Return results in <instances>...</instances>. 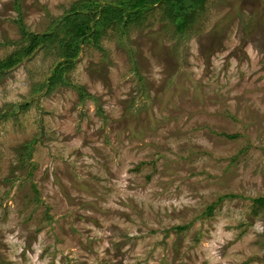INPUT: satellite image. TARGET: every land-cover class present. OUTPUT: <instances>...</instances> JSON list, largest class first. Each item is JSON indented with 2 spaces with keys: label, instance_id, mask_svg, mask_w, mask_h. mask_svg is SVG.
<instances>
[{
  "label": "rangeland",
  "instance_id": "374dc122",
  "mask_svg": "<svg viewBox=\"0 0 264 264\" xmlns=\"http://www.w3.org/2000/svg\"><path fill=\"white\" fill-rule=\"evenodd\" d=\"M123 1L0 0V264H264V0L57 24Z\"/></svg>",
  "mask_w": 264,
  "mask_h": 264
},
{
  "label": "trees",
  "instance_id": "16d2710c",
  "mask_svg": "<svg viewBox=\"0 0 264 264\" xmlns=\"http://www.w3.org/2000/svg\"><path fill=\"white\" fill-rule=\"evenodd\" d=\"M204 0H125L123 2H117L116 4H105L104 6H99V4H94L90 2H85L86 9H95L97 15L95 16L94 12L88 14L89 18H81V21H77L81 15L79 13L72 12L70 16H66L63 20L57 21L58 25L62 26L66 32H70L71 36L78 35L81 38V42L88 43L87 41H94L97 44V40L100 37L99 33L102 32V29L108 28V26L116 23L120 26L122 23L125 27L128 21H133L139 19L143 13V9H149L157 3H161V9L163 10L164 15L171 17V19H178L183 23L188 16L194 14V11L197 6L201 5ZM101 8L98 9L97 8ZM174 20V19H173ZM182 26H180L181 28ZM74 34H73V32ZM91 31H95V34H89ZM25 32H23L24 34ZM25 36V34H24ZM28 45L25 48H22L21 52H14L9 56V59L0 63V80L6 76V74L13 69V67L20 63L21 57L29 56L33 50L44 46L45 44L53 42L49 33L36 34L32 32H27L26 34ZM67 50L75 51L79 47V41H68L65 45ZM68 51V55H70ZM70 51V52H71ZM76 55V54H71ZM72 56V57H73ZM70 59L64 60L60 63L56 70V75L53 76V79L50 81H55L57 76L60 77L63 67L67 66L70 63ZM90 97L85 92H82V97ZM29 106V103H23L21 105L17 104L16 109L26 110ZM15 111V110H14ZM12 114L5 112L4 114L0 112V119H7ZM258 204H264V198H258L255 200Z\"/></svg>",
  "mask_w": 264,
  "mask_h": 264
}]
</instances>
